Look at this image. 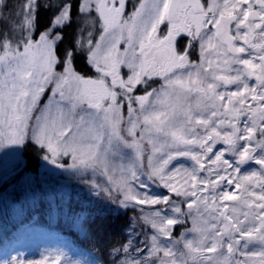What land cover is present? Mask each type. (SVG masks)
<instances>
[{
  "label": "snow or ice",
  "instance_id": "obj_1",
  "mask_svg": "<svg viewBox=\"0 0 264 264\" xmlns=\"http://www.w3.org/2000/svg\"><path fill=\"white\" fill-rule=\"evenodd\" d=\"M31 142L97 197L140 206L125 239L96 231L108 247L87 264H264V0H0V148ZM28 169L14 168L25 192Z\"/></svg>",
  "mask_w": 264,
  "mask_h": 264
},
{
  "label": "rangeland",
  "instance_id": "obj_2",
  "mask_svg": "<svg viewBox=\"0 0 264 264\" xmlns=\"http://www.w3.org/2000/svg\"><path fill=\"white\" fill-rule=\"evenodd\" d=\"M88 30L92 31L94 36L97 33L96 28H89ZM121 47H123V45ZM87 64L91 66L88 61ZM91 68L96 73L94 67L91 66ZM122 71L125 73L127 72L126 69H123ZM83 76L95 78L97 73L95 76ZM161 83H163L162 80L160 83L154 84L152 87H159ZM137 94H142V92L138 89ZM49 104H51L50 93L45 92L39 101V108L43 109ZM37 115H40L39 110L34 113V116ZM52 115H55L54 106ZM125 115H127L126 109ZM22 147L23 145H8L6 147L0 148V178H2L0 179V215L3 216L5 213L10 211L12 214V220L18 221L19 224H23V220L27 213L26 208L21 206L22 201H24L23 199L33 203V207H35L33 210L35 209L40 214L37 217L35 214H33L27 218H33V222H27L28 225L20 227V235L17 236L18 242L15 243L11 248H6L3 253H0V264H3V261L13 260L16 258L39 260L43 255L57 250L63 251L67 257L74 261H80V264H87V262L83 261L82 259L69 255L64 245L61 243L62 241L58 237L57 231L55 230L54 233L46 232L44 227L38 224V221L40 220L39 218L44 217L45 220L49 221L48 225L51 228L66 229L69 227H81L87 223L91 201H94L95 199H99L102 204L107 206L113 204L115 209H119L114 211H123V207H121L115 201L108 203L105 200L103 194L100 197H97L69 171H65V169L59 168L57 165L51 164L50 161H45L43 159L39 168V172L35 174L42 185L38 186L35 190H28L25 192L24 190L20 189L19 186H16V180L13 179L15 176L14 168L16 163L20 160H23ZM44 154L45 153L43 152L42 155ZM64 161H66L68 164L72 163L71 159L68 157L62 158L60 162ZM181 161L185 163L186 167L191 163L190 161H187L186 158H181ZM173 163L175 164V162ZM30 173L31 172H29V174ZM54 174H57L56 178H53V181H49V177ZM95 179L97 183H103L102 177L97 176ZM13 186H16L15 191L13 190ZM157 191L161 194H169L162 188L157 189ZM17 199H21V202L16 201ZM104 207L108 209V207ZM130 207L132 210L135 209L134 211L137 213L136 217L131 219V225L139 227V225L136 224V221L137 217L141 214L140 206ZM144 210L148 211L149 209L145 207ZM82 222L84 224L80 225ZM183 224H187V226L181 227L182 232L180 235H175L173 231L174 238H179L183 233L192 227V222L190 219L186 220V222ZM105 226L106 225H99L94 227V233H96L98 229L99 231L104 229ZM128 231H130V228ZM9 239L12 240L14 238L10 237Z\"/></svg>",
  "mask_w": 264,
  "mask_h": 264
},
{
  "label": "trees",
  "instance_id": "obj_3",
  "mask_svg": "<svg viewBox=\"0 0 264 264\" xmlns=\"http://www.w3.org/2000/svg\"><path fill=\"white\" fill-rule=\"evenodd\" d=\"M18 2V0H14ZM73 13L75 14V8H73ZM51 18V13H46L43 10L40 13V28L41 30L48 24L49 19ZM77 24L73 23L70 27L64 29V42L60 45L61 48L71 47L73 39H75L77 33ZM74 65L76 70L82 75H93L96 73L94 70L87 64L85 55L81 54L74 60ZM43 151L39 150V146L35 145L33 142L26 143L22 147V158L24 161H28L30 174L35 175L39 172V168L42 162L40 158ZM57 174H54L49 177V181H53V178H56ZM40 182V181H39ZM41 186L42 183H39ZM54 184V183H52ZM21 206L25 207L27 213L24 218V223L12 220V214L10 211L5 213L3 216L0 215V253H3L6 248H11L15 243L18 242L17 236L20 235V227L28 225L27 222H33V218L27 219L30 215L35 214L36 217L40 214L35 209L33 210L34 204L26 199H23ZM20 201L21 199H17ZM104 206L108 207L106 209ZM33 210L32 212H30ZM119 210L111 205L102 204L99 199L91 201V207L88 212V221L87 223H81V227H69V228H51L49 227V221L45 220L44 217H40L38 224L44 227L46 232L54 233L57 231V235L62 241L67 253L74 257L80 258L85 262L94 260L96 257L102 255V249L108 247V244L102 243L100 238L95 235L94 227L99 225H106L104 229L100 230L101 235L106 233L107 239L111 240L115 237L117 240H123L126 238L129 225L131 224V219L136 217L132 208H123V211H114ZM187 224L177 225L174 229L175 235H180L182 230L181 227H186ZM13 237L14 239L10 240L9 238Z\"/></svg>",
  "mask_w": 264,
  "mask_h": 264
},
{
  "label": "flooded vegetation",
  "instance_id": "obj_4",
  "mask_svg": "<svg viewBox=\"0 0 264 264\" xmlns=\"http://www.w3.org/2000/svg\"><path fill=\"white\" fill-rule=\"evenodd\" d=\"M162 31H163V29H162ZM181 43L183 42V40H181L180 41ZM178 47H179V43H178ZM191 58L193 59V60H196V59H198V56L196 55V54H191ZM160 81H161V79H159V78H155L153 81H151L150 83H151V86H153L154 84H158V83H160Z\"/></svg>",
  "mask_w": 264,
  "mask_h": 264
}]
</instances>
